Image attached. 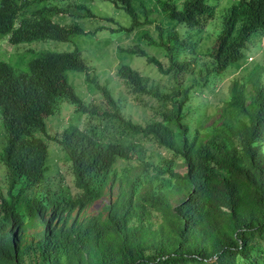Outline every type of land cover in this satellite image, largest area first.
Returning <instances> with one entry per match:
<instances>
[{
  "label": "trees",
  "instance_id": "1",
  "mask_svg": "<svg viewBox=\"0 0 264 264\" xmlns=\"http://www.w3.org/2000/svg\"><path fill=\"white\" fill-rule=\"evenodd\" d=\"M55 1L0 0V42H69L86 34L65 24L71 0ZM104 1L132 18L94 50L108 68L97 72L77 48L32 59L21 74L0 60L7 138L0 212L42 226L15 257L0 253V264H264V57L258 58L264 0H230L223 8L225 0H155L154 8L142 0ZM136 57L161 78L149 80L125 63ZM114 65L128 94L153 110L145 124L127 113L128 95L115 94L109 81L100 84ZM229 70L241 76L230 81L227 105L208 124V103L200 100L216 92ZM68 73L84 77L85 92ZM97 92L101 102H91ZM65 111L69 123L52 134L49 120ZM148 138L183 161V179L168 162L137 173L146 164ZM128 147L138 155L136 176L106 207L107 218L74 217L103 196L92 182L113 173ZM59 162L78 192L65 185Z\"/></svg>",
  "mask_w": 264,
  "mask_h": 264
},
{
  "label": "rangeland",
  "instance_id": "2",
  "mask_svg": "<svg viewBox=\"0 0 264 264\" xmlns=\"http://www.w3.org/2000/svg\"><path fill=\"white\" fill-rule=\"evenodd\" d=\"M55 1V0H54ZM144 4L147 6V8H154L156 1L155 0H142ZM230 0H225L222 2V8L225 5H229ZM88 0H74L72 4L79 6V5H86ZM53 3V2H52ZM56 5L58 2H56ZM54 4V3H53ZM88 7L98 15H107L111 18H114L116 23H118L120 26L128 27L131 25L132 18L127 13L126 10L116 8L112 3L108 1H101V0H95L93 3H89ZM221 7L219 10L222 9ZM70 23H73L72 19H69ZM78 25L86 29L87 31H93L96 27L99 26V22L92 23L89 19H81L78 20ZM102 27H109V25L103 24ZM218 31H212L210 32L212 35H215ZM107 37V34L104 31H100L98 35V41L96 40L95 35H87V36H75L71 41L69 42H56V41H32L29 43L20 44L18 46L10 45L9 42L6 39H2L0 42V60L8 62L12 68L15 70L16 73H27L29 72V62L32 59H35L39 56H42L45 53L48 52H67L75 50L76 48L81 50L83 52V57L90 61L91 65L96 66L97 72L102 71L105 68H108L107 66H104L102 63L99 62V60L96 59L94 50L97 48V45L103 46V40ZM134 39V35H131V37L124 36L123 42L124 43H131ZM147 41V40H144ZM144 49L147 50L150 54L156 55L157 58L161 62H167L168 58L162 56L160 52L155 51L153 48L149 46H144ZM259 55L261 57H264V49L259 52ZM252 60V59H251ZM127 65L131 66L133 69L139 71L142 73L146 78L149 80H159L161 78V75L156 69V67L151 66L148 64V62L145 60V58L142 57H136L133 60H126L125 62ZM79 74H77L78 76ZM70 81L78 87V90L80 92H85L86 85L84 84V77H76L74 78L75 74L68 73ZM109 81V86L115 91V94L118 96L122 95H128V101H127V113L132 116L134 120L141 121L144 123V120L150 119L151 113L153 114L152 109H147L144 107V103L141 104L140 101L135 100L132 96H130L127 92V89L125 85L122 83L121 79L116 75V65L109 68V74L106 76H102V79L99 80L101 85L107 84ZM75 86V87H76ZM227 94V88L222 93V96H226ZM103 96L102 93L97 92L96 94L92 95L91 102H101L99 98ZM147 101V100H146ZM151 104H155L151 102ZM69 116L70 111H65L61 116H59L57 119H50L49 120V130L52 134L55 133H61L62 132V124H68L69 122ZM213 121L209 120V124H211ZM7 142L5 131L2 127V121H1V110H0V151L3 150ZM51 145V154L52 157L55 159V161H58L60 158L57 145L53 142L50 143ZM59 167L61 168L63 175L65 177V184L69 186L70 188L72 186V177L71 175L66 171L65 165L63 162H59ZM186 170L183 165H180L178 168V172L184 173ZM5 172V168L2 166L0 168V173ZM74 189V188H73ZM102 202H97L94 206H92L87 212L90 215L95 214L99 208L102 206Z\"/></svg>",
  "mask_w": 264,
  "mask_h": 264
},
{
  "label": "clouds",
  "instance_id": "3",
  "mask_svg": "<svg viewBox=\"0 0 264 264\" xmlns=\"http://www.w3.org/2000/svg\"><path fill=\"white\" fill-rule=\"evenodd\" d=\"M73 1L74 0H71L70 4H72ZM94 1L95 0H88L86 5H79V6H83L84 9H78L75 7L76 5L72 4L73 5L72 11L64 15V17H65V24L67 25L78 24L77 21L84 18L89 19L92 23L99 22V26L96 27L93 31H87L86 29L84 30L82 28V31L86 33V34H82L83 36L95 35L96 40L98 41V35L100 31H104L105 33H108L110 29L117 30L120 27V25L116 23L114 18H111L107 15L104 16L102 14L101 15L95 14L88 7V4L93 3ZM88 10L94 15H90ZM74 15H76V17ZM70 18L72 19L73 23L69 22ZM111 19H114V21L113 22L110 21ZM103 24L109 25V27H102ZM263 49H264V37L262 40L261 51ZM56 53H64V52H56ZM81 53L83 55L82 51ZM258 58H263V57H261L258 54ZM227 73L229 74V76L216 84L215 86V88H217L216 92L213 95L212 94L205 95L200 100V101L207 100L208 103V106H206L207 119L212 120L213 122L220 117L222 109L227 105L228 103L227 100L230 98L229 97L230 81L235 77L236 72L229 70ZM236 76L240 77L241 75L237 72ZM250 87L252 86L250 85ZM226 88H227V94L226 96L223 97L222 93L226 90ZM145 122L144 123L141 122V123L145 124ZM145 141H151V144L147 148L143 149L142 154L146 157V164L143 166H137L136 169L137 173L145 169L149 164H152L151 166L152 168L154 166L164 167L165 162H168L173 164L174 173L178 175L180 178L182 179L184 178L183 175L186 173V171L184 173L178 172V168L180 167V165L184 166L182 160L180 159L174 160V158L165 151V147L160 145L153 138L144 139L142 142ZM2 151H0V155L3 153ZM137 158L138 155L136 154V152H134L130 147H128L124 151V153L120 155L117 162L116 170L113 173L98 178L97 180L92 182L94 187L103 189V196L100 199L91 203L89 206H87L83 211L79 212L78 210H76L73 213V216L74 217L78 216L81 220H84V219H92L101 215L103 219H106L108 216L106 207L113 204L118 198V195L123 190L126 189L128 183L135 178L136 176L135 166L137 165ZM2 166L3 164L0 161V168ZM5 175H6V170L5 172L0 173V184L2 185ZM178 182H181V180H178ZM72 186L74 188L73 189L71 187L72 192L74 193L78 192V190L74 187L73 184ZM181 197H184V195L181 193H175L173 196V198H181ZM97 202H102L103 203L102 206L95 214L93 215L88 214L87 211ZM40 229H42V226L40 220L38 219L34 221V226L32 227L27 222L24 221V219L21 217L19 213L15 211L9 210V211L0 212V253L5 258L15 257L18 254V252L24 249V247L28 244V242H31L33 240L34 234Z\"/></svg>",
  "mask_w": 264,
  "mask_h": 264
}]
</instances>
